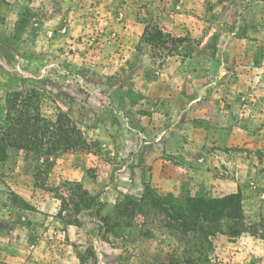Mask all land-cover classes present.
Here are the masks:
<instances>
[{"label": "rangeland", "instance_id": "obj_1", "mask_svg": "<svg viewBox=\"0 0 264 264\" xmlns=\"http://www.w3.org/2000/svg\"><path fill=\"white\" fill-rule=\"evenodd\" d=\"M123 2L104 16L88 9L92 0H0V126L8 96L33 94L43 117L66 113L86 143L49 163L7 149L3 219L10 230L24 226L31 247H68L80 264H264V247L234 246L264 239V219L222 220L212 236L183 234L142 205L147 186L174 206L219 197L207 190L213 180L195 172L204 150L249 143L253 156L264 154L258 136L217 134L240 131L226 119L263 112L264 0H133L127 15ZM154 29L160 40L146 42ZM67 181L103 202L100 216L79 212L86 218L72 240L55 196H67ZM125 198L133 210L119 217L114 207ZM56 260L40 251L34 259Z\"/></svg>", "mask_w": 264, "mask_h": 264}, {"label": "trees", "instance_id": "obj_2", "mask_svg": "<svg viewBox=\"0 0 264 264\" xmlns=\"http://www.w3.org/2000/svg\"><path fill=\"white\" fill-rule=\"evenodd\" d=\"M161 36V31L154 29L146 42L155 43ZM34 97L33 94L15 92L5 99L4 124L0 126V159L7 156L9 148L31 151L43 163H49V157L60 153L83 149L86 143L76 123L63 112L57 113L54 119L43 117ZM62 185L68 192L67 196L59 193L55 195L61 205L57 215L61 216L66 211L69 217L67 224H77L82 209L96 208V215L100 216L103 202L90 195L80 183L67 181ZM145 196H149L148 199L145 197L148 203L142 199V205L148 204L159 210L166 219L165 226L183 234L199 230L209 232L212 236L218 231L222 220L244 221L239 191L212 198L190 197L182 206H174L170 198L156 195L148 186L145 187ZM125 199L114 207L115 215L119 217L132 213L130 206L133 201ZM117 216L116 223L119 219ZM110 217L113 216H103L100 220L107 225Z\"/></svg>", "mask_w": 264, "mask_h": 264}, {"label": "crops", "instance_id": "obj_3", "mask_svg": "<svg viewBox=\"0 0 264 264\" xmlns=\"http://www.w3.org/2000/svg\"><path fill=\"white\" fill-rule=\"evenodd\" d=\"M69 0H63L62 5L67 4ZM79 0H74L78 2ZM93 4L89 3L88 9L91 12H100L104 16H112L114 9L112 3L115 0H92ZM133 0H126L122 3L121 10L127 15L126 9L130 12ZM72 11V10H67ZM83 12V11H81ZM71 13V12H68ZM76 13V12H75ZM80 12L76 14L77 20ZM130 14V13H129ZM130 26V25H129ZM230 120L229 123H233V127L239 132L233 133L230 128H222L225 133H217L219 135L238 136V137H251L258 136L259 140L264 141V108L263 112H258L257 115H247L237 118L226 119ZM247 124L244 127H240L238 124ZM257 124L256 126H253ZM234 128V129H235ZM249 129H253L254 135ZM228 131V133H227ZM242 141V140H241ZM260 146V143L258 144ZM264 145V144H263ZM228 149L214 148L209 151H202V155H199L193 159L194 163L198 166L196 173L203 175L205 179L213 180L212 185L207 187L210 195H225L239 191L241 193V210L243 220L245 224H251L259 222L264 219V154L255 157L249 151V143L243 145H230ZM209 167V168H208ZM173 183V182H172ZM164 188L167 191L175 189V186L171 183H164ZM4 212L3 206H0V264H35L34 259L37 258V254L44 253L53 255L57 260L55 264H80L73 251H70L68 247H31L32 243L28 241L25 235V227L7 225V222L3 219L2 214ZM85 216L80 217L78 214V224H66V234L70 240L76 235L78 230H82ZM6 224V225H5ZM14 231V232H13ZM222 235V234H221ZM250 239L241 245H234L235 247H264L259 241L264 239L255 238L249 236ZM63 248V250H62Z\"/></svg>", "mask_w": 264, "mask_h": 264}]
</instances>
